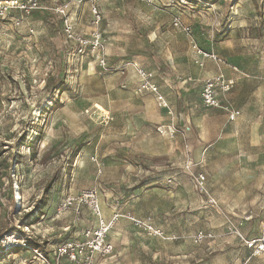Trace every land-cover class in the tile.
I'll return each instance as SVG.
<instances>
[{
    "label": "rangeland",
    "instance_id": "rangeland-1",
    "mask_svg": "<svg viewBox=\"0 0 264 264\" xmlns=\"http://www.w3.org/2000/svg\"><path fill=\"white\" fill-rule=\"evenodd\" d=\"M100 220L93 264H263L229 227L264 234V0H0V264H79Z\"/></svg>",
    "mask_w": 264,
    "mask_h": 264
},
{
    "label": "built area",
    "instance_id": "built-area-1",
    "mask_svg": "<svg viewBox=\"0 0 264 264\" xmlns=\"http://www.w3.org/2000/svg\"><path fill=\"white\" fill-rule=\"evenodd\" d=\"M147 4H151L152 0H142ZM62 13H64L61 10ZM92 14L96 18V23L99 22V14L95 9V6H92ZM99 64L101 66H105V60L103 58L99 59ZM136 74L140 77L141 81L139 83V92L149 91L153 92L156 95V99L158 105L164 109H169L168 103L166 102L165 96L161 90H158L157 87L150 81V77L141 69L140 66L134 65ZM218 79H208L205 81L203 85L202 91V101L207 107H217L219 105V99L216 96V87ZM227 88V85L226 87ZM227 89H225L226 91ZM170 111V110H169ZM171 114V112H170ZM237 114V113H236ZM172 120L174 121L176 116L175 114H171ZM235 118V112L231 113V119ZM205 177L202 173H199L195 178L196 187H201L203 184ZM86 196L90 199V209L95 217H100V206L95 198V196L91 193H85ZM71 198L67 199V202L63 203V208L71 205ZM132 224L137 228L141 229L146 235L151 237L164 238L166 235L163 231L158 228L152 226L151 223L142 221L140 219H136L134 217L130 218ZM109 226L100 220V225L97 231L94 234V237L89 245V252L83 254V248L79 244H75L72 242H65L58 247V253L60 256H65L72 263L79 264H93V254L94 253H103L109 254L112 251V247L110 244L105 242V236ZM229 231L231 235L236 238L238 241L242 242L243 245L252 250V254L256 256H260L264 261V235H259L257 237L246 238L242 233H240L237 229L229 227ZM173 239V238H172ZM198 241H201V236H199Z\"/></svg>",
    "mask_w": 264,
    "mask_h": 264
},
{
    "label": "crops",
    "instance_id": "crops-1",
    "mask_svg": "<svg viewBox=\"0 0 264 264\" xmlns=\"http://www.w3.org/2000/svg\"><path fill=\"white\" fill-rule=\"evenodd\" d=\"M163 92V91H162ZM163 94H164V92H163ZM164 96H165V94H164ZM165 99H166V97H165ZM136 218V217H135ZM137 219V218H136ZM152 224V226H154L155 228H158V229H160L161 231H163V229H161L160 227H157L155 224H153V223H151ZM263 226V225H262ZM164 232V231H163ZM164 234H166L165 232H164ZM246 238H251V237H257V236H259V235H257V236H248V235H246V234H243ZM260 235H264V234H260ZM154 238V237H153ZM234 238V237H233ZM234 239H236V238H234ZM237 240V239H236ZM238 241V240H237ZM238 242H240V241H238ZM240 243H242V242H240ZM242 245H243V243H242ZM244 246V245H243ZM244 248L246 249V250H248L250 253H251V255L252 256H255V257H258V258H260L262 261H263V259L260 257V256H256V255H253L252 254V250H250V249H247L245 246H244ZM263 264H264V261H263Z\"/></svg>",
    "mask_w": 264,
    "mask_h": 264
},
{
    "label": "bare ground",
    "instance_id": "bare-ground-1",
    "mask_svg": "<svg viewBox=\"0 0 264 264\" xmlns=\"http://www.w3.org/2000/svg\"><path fill=\"white\" fill-rule=\"evenodd\" d=\"M5 2H6V4H7V3H11V2H7V1H5ZM5 2H4V3H5ZM4 3H2V4H4Z\"/></svg>",
    "mask_w": 264,
    "mask_h": 264
}]
</instances>
